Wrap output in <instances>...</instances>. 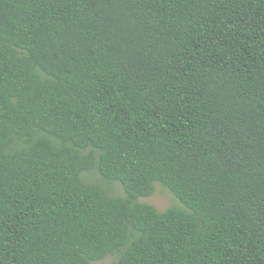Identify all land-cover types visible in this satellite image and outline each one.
<instances>
[{"label":"trees","instance_id":"1","mask_svg":"<svg viewBox=\"0 0 264 264\" xmlns=\"http://www.w3.org/2000/svg\"><path fill=\"white\" fill-rule=\"evenodd\" d=\"M111 256L264 264V0H0V264Z\"/></svg>","mask_w":264,"mask_h":264},{"label":"rangeland","instance_id":"2","mask_svg":"<svg viewBox=\"0 0 264 264\" xmlns=\"http://www.w3.org/2000/svg\"><path fill=\"white\" fill-rule=\"evenodd\" d=\"M90 179L97 180V176L92 175ZM155 190L152 196L140 199L141 202L147 203L155 207L158 211H164L167 208L173 205H179L178 202L171 196V194L160 186V184L156 183ZM112 193L114 195H122V190L119 186H114L112 188ZM114 257H107L104 260L93 263V264H111L114 261Z\"/></svg>","mask_w":264,"mask_h":264}]
</instances>
